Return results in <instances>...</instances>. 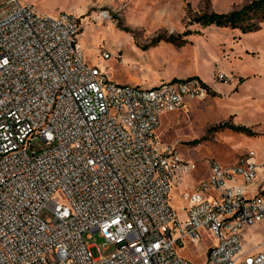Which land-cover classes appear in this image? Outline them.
<instances>
[{
  "label": "built area",
  "instance_id": "1",
  "mask_svg": "<svg viewBox=\"0 0 264 264\" xmlns=\"http://www.w3.org/2000/svg\"><path fill=\"white\" fill-rule=\"evenodd\" d=\"M80 31L71 11L0 0V264H264L243 242L264 220L257 150L211 160L181 193L182 212L171 201L198 165L157 129L208 92L203 81L119 83L86 61ZM36 137L48 146L36 149ZM95 233L114 250L95 257ZM206 234L203 263L182 253Z\"/></svg>",
  "mask_w": 264,
  "mask_h": 264
},
{
  "label": "rangeland",
  "instance_id": "2",
  "mask_svg": "<svg viewBox=\"0 0 264 264\" xmlns=\"http://www.w3.org/2000/svg\"><path fill=\"white\" fill-rule=\"evenodd\" d=\"M39 10L71 11L81 20L80 42L88 63L108 66L112 78L130 85L173 78L198 76L215 93L188 100L176 111L163 114L157 135L163 144L176 147L198 168L179 187H173L171 201L182 212L181 193L206 178L211 160L233 163L242 153L255 149L264 160V22L256 30L189 24L193 15L204 11L228 12L251 0H21ZM55 12V13H56ZM190 30L184 44L158 36ZM110 54L104 60L102 52ZM224 76V79L220 77ZM149 87V86H148ZM224 122L251 127L254 133L219 127ZM217 128H214L216 127ZM36 149L46 148L40 137ZM264 168L260 170V174ZM249 244L264 250V220L255 225L247 238ZM95 257L114 250V245L95 233ZM214 238L206 234L182 253L203 263ZM52 262L55 253L50 252Z\"/></svg>",
  "mask_w": 264,
  "mask_h": 264
},
{
  "label": "trees",
  "instance_id": "3",
  "mask_svg": "<svg viewBox=\"0 0 264 264\" xmlns=\"http://www.w3.org/2000/svg\"><path fill=\"white\" fill-rule=\"evenodd\" d=\"M262 22H264V0H251L240 8L228 12L204 11L198 13L191 17L189 24L216 25L219 27L238 28L242 32H249L258 29ZM190 32V30H186L179 34L161 35L156 38V41L164 39L181 45L187 40L184 36ZM203 84L207 87L208 93H215L207 83L203 81ZM226 126L231 127L235 131L248 134L254 133L252 128L246 125H236L230 122H224L219 125V127ZM214 128H217V126Z\"/></svg>",
  "mask_w": 264,
  "mask_h": 264
},
{
  "label": "crops",
  "instance_id": "4",
  "mask_svg": "<svg viewBox=\"0 0 264 264\" xmlns=\"http://www.w3.org/2000/svg\"><path fill=\"white\" fill-rule=\"evenodd\" d=\"M43 12H45L44 10H41ZM57 10H54V11H50V12H47V13H55ZM164 81V80H163ZM161 82L158 80V81H155V82H151V83H148L147 86H144V87H153V86H156L158 84H160ZM259 160V159H258ZM260 163H264V160H259ZM263 165V164H262ZM262 168H264V165L260 167V169L262 170ZM264 176V172L261 174V178ZM199 181V180H198ZM198 181H196L195 183H197ZM194 183V184H195ZM255 228V225L252 226V227H249L247 228L244 233H243V242H244V248L245 249H248V250H251V251H258L257 249V246L256 245H251L249 244L247 238L249 237V234L252 233V230ZM260 251H264V250H260Z\"/></svg>",
  "mask_w": 264,
  "mask_h": 264
}]
</instances>
